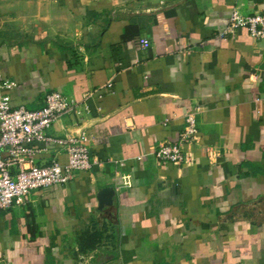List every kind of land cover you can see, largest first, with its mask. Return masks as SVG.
<instances>
[{"label":"crops","instance_id":"crops-1","mask_svg":"<svg viewBox=\"0 0 264 264\" xmlns=\"http://www.w3.org/2000/svg\"><path fill=\"white\" fill-rule=\"evenodd\" d=\"M234 10L264 0H0L2 93L76 101L46 134L85 135L91 162L0 210V264H264V41L217 35ZM191 112L188 162L159 165ZM31 147L35 165L67 162L58 143Z\"/></svg>","mask_w":264,"mask_h":264},{"label":"built area","instance_id":"built-area-1","mask_svg":"<svg viewBox=\"0 0 264 264\" xmlns=\"http://www.w3.org/2000/svg\"><path fill=\"white\" fill-rule=\"evenodd\" d=\"M243 29L254 41H264V11L242 16L232 11L228 24L217 35L223 38ZM146 39L139 41L142 50L149 48ZM191 49L188 48L187 51ZM14 83L0 82V210L23 204L31 192L66 186L78 172L91 168L90 156L85 135L51 139L47 131L60 117L73 115L77 118L82 111L80 105L60 92H51L44 98V105L37 110L25 107L13 108L10 97L3 91H11ZM108 88L111 84L107 85ZM88 95H85L84 100ZM86 108V107H85ZM194 112L185 117V126L174 143L163 142L157 145L152 155L159 165L180 167L188 162L184 146L197 140ZM33 143H58L67 155L63 165L52 161L49 165L38 166L32 163Z\"/></svg>","mask_w":264,"mask_h":264},{"label":"water","instance_id":"water-1","mask_svg":"<svg viewBox=\"0 0 264 264\" xmlns=\"http://www.w3.org/2000/svg\"><path fill=\"white\" fill-rule=\"evenodd\" d=\"M114 191L112 188L107 187L98 191V210H102L104 207L110 208L113 203Z\"/></svg>","mask_w":264,"mask_h":264},{"label":"trees","instance_id":"trees-1","mask_svg":"<svg viewBox=\"0 0 264 264\" xmlns=\"http://www.w3.org/2000/svg\"><path fill=\"white\" fill-rule=\"evenodd\" d=\"M96 236L97 235H93V236H91L90 238H88V243L86 244V248H93V246H94V244H95V241H96Z\"/></svg>","mask_w":264,"mask_h":264}]
</instances>
